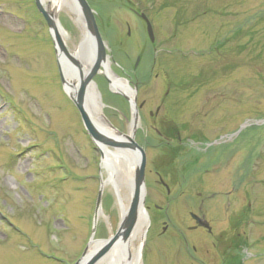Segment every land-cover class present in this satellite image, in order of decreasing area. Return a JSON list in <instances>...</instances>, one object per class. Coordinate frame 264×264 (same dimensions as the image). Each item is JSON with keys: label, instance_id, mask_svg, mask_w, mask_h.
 <instances>
[{"label": "rangeland", "instance_id": "374dc122", "mask_svg": "<svg viewBox=\"0 0 264 264\" xmlns=\"http://www.w3.org/2000/svg\"><path fill=\"white\" fill-rule=\"evenodd\" d=\"M88 1L112 71L137 83L138 103L146 102L135 136L147 158L151 222L140 264H216L210 235L189 229L191 213L230 227L232 237L248 232L243 264H264V0ZM130 8L151 20L155 45ZM58 19L75 50L84 34L78 15L61 10ZM93 81L106 120L130 136L128 100L102 73ZM175 129L181 143L167 139ZM106 179L35 0H0V264H76L91 242L109 240L121 222L110 185L92 230ZM212 192L229 196L212 203ZM181 241L189 257L164 256Z\"/></svg>", "mask_w": 264, "mask_h": 264}, {"label": "water", "instance_id": "95a60500", "mask_svg": "<svg viewBox=\"0 0 264 264\" xmlns=\"http://www.w3.org/2000/svg\"><path fill=\"white\" fill-rule=\"evenodd\" d=\"M73 4H75L76 10L78 13H80L83 23H84V31H85V36L83 39L80 41L79 48L81 49L82 56L84 62L88 61L86 55V51L89 50L87 48L88 45H90L91 50H92V55H93V65L91 68L88 70V73L85 74L83 73V67L82 63L79 62L73 53L70 52L68 49V46L58 32V24L56 23V18L57 21L59 22L58 16L54 15L52 12H49L43 5L42 0H35V6L37 7V10L41 15H43L47 25L50 28L51 35L53 36L54 39V44H55V49H56V54L58 55V64L60 68V74L62 78V83H64V86L66 88V79L65 75L63 74L62 70V65L60 64V57L64 56L69 63H72L78 70H79V85L74 88L72 93H69V96L73 103H75V106L78 110V112L81 115L82 122H84V127L86 132H88L89 137L91 141L96 145L97 149L99 150L100 145H106L108 147L114 148V147H120V148H127L132 150L133 152H136V159H137V166H136V171L134 175V183L132 186L133 189V195H132V201L129 207V211L127 214L122 217L121 222L118 226V231L112 235L109 240L104 241V240H99L96 241L99 245V248L97 249L96 252L93 254H88V250H86L78 262L76 264H100L102 260L111 252L112 248L119 243L120 240L123 241H128L129 236L131 235L132 231L134 230V225L136 224L138 220V213L140 210H145V202H146V188H145V171H146V163H147V158H146V153L145 150L142 149L138 143L136 142L135 136L138 131V127L140 125V116H139V108H138V99H137V91L135 89L133 90L134 97L133 101L129 100L127 96H124L126 100L130 102L131 105V110H132V127H131V132L130 136L128 135H123L118 132V134L121 137H126L128 141H120L117 140L115 137L111 136V134L107 133H102L99 131L96 126L94 125V122L91 121L90 115L87 112L86 109V100L88 97V91L91 88L92 85L96 86V83L93 81V79L101 74V69L104 68L105 66L110 64L109 57H108V52L106 48V43L103 41L101 32H99V27L96 22V13L92 10L90 4L86 0H72ZM143 20L146 21L147 23V30L149 34V38L152 40V42H155L154 39V32L151 26L150 21L146 18L145 15H142ZM89 47V46H88ZM91 55V56H92ZM91 59V58H90ZM90 61V60H89ZM112 71V70H111ZM113 75L117 77L119 80H124L128 85L129 81L125 80L123 78H120L117 76V74L112 71ZM108 81V80H107ZM110 83V81H109ZM130 86V85H129ZM97 91V87H96ZM98 92V91H97ZM99 95V100L101 103V106L104 107V104L101 101L100 98V93L98 92ZM106 120V118H105ZM107 121V120H106ZM109 126L115 130L114 127L107 121ZM102 155V153H101ZM103 157V156H102ZM162 184L164 187H169L165 185V183L162 181ZM104 188H105V183L102 182L100 188H99V194L97 197V204H96V215L94 216V225H93V234L96 232V225L98 222V216L101 213V198L104 193ZM146 218H147V228H149V218L148 214L145 213ZM193 218L195 219L197 225L204 227V228H210V225L201 219L199 216L193 215Z\"/></svg>", "mask_w": 264, "mask_h": 264}, {"label": "bare ground", "instance_id": "6f19581e", "mask_svg": "<svg viewBox=\"0 0 264 264\" xmlns=\"http://www.w3.org/2000/svg\"><path fill=\"white\" fill-rule=\"evenodd\" d=\"M44 7L58 16V12L61 10H67L78 15V22L84 26L80 13L77 12L75 4L72 0H42ZM58 32L66 41L68 34H66L62 25L57 21ZM85 36V31H83ZM89 46V47H88ZM88 51H86V57L88 61L84 62L81 49L76 47L75 50L70 51L75 58L82 63L83 73L87 74L88 70L93 65V55L90 45H88ZM92 55V56H91ZM91 58V59H90ZM90 60V61H89ZM60 64L62 65L63 74L66 79V90L72 93L74 88L79 85V70L64 57H60ZM105 78L110 81L112 91L120 94L121 96H127L129 100L133 101L134 93L130 86L124 81L115 77L111 71V64L105 66L100 71ZM88 97L86 100V109L90 115L91 121L94 122L96 128L102 133L111 134L113 138L122 142L128 141L126 137H121L118 132L112 129L108 122L105 120L103 107L101 106L96 86L92 85L88 91ZM132 124L130 125V129ZM131 131V130H130ZM99 151L102 153L103 169L107 172V179L104 181L105 186L110 185L114 191L118 206L121 213V218L124 217L129 211V207L132 201L133 195V183L134 175L137 166L136 152L120 147H108L106 145H100ZM145 211L140 210L138 213V220L134 225V230L129 236L128 241L120 240L111 250V252L100 262V264H140L142 246L144 243V235L147 231V218ZM99 245L96 241L91 242L88 254H93L97 251Z\"/></svg>", "mask_w": 264, "mask_h": 264}, {"label": "flooded vegetation", "instance_id": "af4514ba", "mask_svg": "<svg viewBox=\"0 0 264 264\" xmlns=\"http://www.w3.org/2000/svg\"><path fill=\"white\" fill-rule=\"evenodd\" d=\"M131 11H133L134 15L138 18L141 19V15L143 14L142 11L135 9V8H130ZM142 20V19H141ZM144 21V20H143ZM145 23V21H144ZM145 26H146V23H145ZM129 35H130V31H129ZM152 43V42H151ZM153 45H155V43H152ZM160 50H157L156 53H159ZM136 63L135 65L133 66V73L134 75L138 73L139 71V68H140V65H141V55H139V57L136 59ZM158 77V76H156ZM134 87H138L137 86V83L133 84ZM168 95V93H166V96ZM161 104H162V100H161ZM139 105V113L141 114V111L143 110V108L146 106V102L143 101L141 104H138ZM163 105V104H162ZM157 111L154 113V112H150V117H154V118H157L159 116V113L161 111V108L160 106L157 107ZM171 136L170 138L167 137L168 140H177L178 143H181L182 142V138L180 137V131L178 129H175L173 130V132H171ZM159 135L162 136L161 132H159ZM170 142H168L169 144ZM171 144V143H170ZM182 148V147H181ZM184 149V148H182ZM162 181L165 183V185L167 184L166 181H164V179L161 177L159 179V183L161 184V186L163 187V184H162ZM167 186L169 187V185L167 184ZM166 189V193L167 195H170L171 193V188L169 187V189L167 187H164ZM202 196V195H200ZM226 196L228 197L229 194H225V195H222V194H218L217 192H212L209 194V197L207 199L209 200H212V203H215L217 200V198H221V200H224L223 198ZM251 198H249L247 200V203H249V200ZM206 201V200H205ZM205 201H202V203H204ZM251 203L248 204V206L250 205ZM201 209V208H200ZM158 210L161 212L163 211V209L161 207H158ZM244 215H243V219L242 221L247 224V222L251 219V212H249L248 208L246 210H244ZM192 214V213H191ZM190 214V215H191ZM164 217H166V212H164V214L162 215ZM192 216V215H191ZM201 219H203L204 221H206L209 225H210V228L206 229L204 227H201L199 225L196 224V221H194V226H191L189 227L190 230H192V232L194 231H201L202 234L206 233V234H209L210 237H211V248L212 250L214 251V253L216 254V264H243V260H244V257L246 254H248V250L249 248L251 247V245L249 244V242H247V233L248 232H245L243 231V235H241V233H237L236 237H232L230 236V227H226L224 230H219L216 226V224H214L213 220H208L206 219V216L205 215H198ZM161 217V216H160ZM164 225H166V223L163 222ZM163 232H166L167 231V227L166 226H163ZM223 231V232H221ZM231 231V230H230ZM229 232V233H228ZM178 247H175L173 250L167 252L166 250L164 251L166 253V255L164 254L165 257H169V253H177L178 255H182L183 257H186V256H190V253H188V250L190 245L189 243H187L186 241H181V242H178L177 244ZM200 244H194L192 246V251L194 253H199L202 252V248L203 246H201ZM209 252V251H208ZM207 252V253H208ZM188 256V257H189ZM192 256V255H191ZM167 257V258H168ZM172 259V258H170ZM174 260V258H173ZM218 262V263H217Z\"/></svg>", "mask_w": 264, "mask_h": 264}]
</instances>
